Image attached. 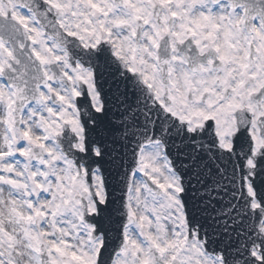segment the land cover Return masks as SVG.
Segmentation results:
<instances>
[{"label":"snow or ice","instance_id":"6c2138e0","mask_svg":"<svg viewBox=\"0 0 264 264\" xmlns=\"http://www.w3.org/2000/svg\"><path fill=\"white\" fill-rule=\"evenodd\" d=\"M0 264H264V0H0Z\"/></svg>","mask_w":264,"mask_h":264}]
</instances>
